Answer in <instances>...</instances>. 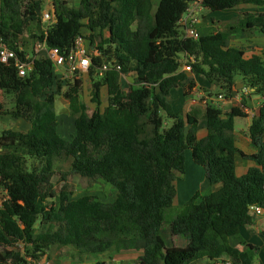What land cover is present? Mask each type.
<instances>
[{
  "label": "trees",
  "instance_id": "16d2710c",
  "mask_svg": "<svg viewBox=\"0 0 264 264\" xmlns=\"http://www.w3.org/2000/svg\"><path fill=\"white\" fill-rule=\"evenodd\" d=\"M194 3L220 12L262 6L264 0H159L156 7L153 0H79L77 7L54 0L53 23L45 35L43 0H0V37L21 62L29 54L21 43L25 34L67 54L86 28L99 52L86 73L96 105L90 115L79 98L81 78L65 81L63 93L57 83L74 119L71 140L58 133L51 61L30 59L24 77L13 64L0 62V116L30 124L27 132L0 133V264H37L52 246L86 257L121 248L140 251L136 264H191L202 258L253 264L252 256L232 247L229 239L251 224L250 206L264 210V102L248 128L257 152L245 155L232 135L234 119L246 117L244 105L226 113L207 105V134L198 139V115L182 113L171 94L192 86L179 62L188 53L198 59L191 73L219 86L227 97L237 77L248 95H263L264 60L246 59L230 41L244 37L248 28L264 36V16L241 14L230 31L199 32L193 41L183 38L180 22ZM104 64L108 70L100 76ZM128 74L134 81L124 90L119 81ZM102 88L107 106L100 111ZM4 96L11 97L10 107ZM186 151L204 169L210 189L196 192L167 219L174 209L175 181L185 172ZM235 156L257 167L236 176ZM67 160L70 170L57 171ZM69 175L84 179L88 189L109 184L114 199L103 202L89 194L73 199ZM260 236L264 239V231Z\"/></svg>",
  "mask_w": 264,
  "mask_h": 264
},
{
  "label": "crops",
  "instance_id": "0c3cea01",
  "mask_svg": "<svg viewBox=\"0 0 264 264\" xmlns=\"http://www.w3.org/2000/svg\"><path fill=\"white\" fill-rule=\"evenodd\" d=\"M189 9L191 11L192 9H194L195 11L197 10L199 12L197 29L199 32L206 34L209 33L216 34L217 32L230 31L233 22L231 24H228L227 22L234 21L239 17V15L244 13L259 14L264 16V4L262 6L239 5L233 9L220 11L217 16H214L209 10L202 8L199 5V3L192 4ZM183 18L184 20L187 18V12L185 13ZM203 21L206 22L209 21L210 24L209 25L208 23L204 24ZM83 23H86V21H84ZM218 23L221 25L218 26ZM224 23L225 26L228 24L229 27L228 31L219 30L221 29V26ZM180 24L183 25L184 21L180 22ZM216 27H218V30L216 29ZM83 32L87 33L89 36V31L86 28L81 29V35H83ZM251 33L253 36L251 35ZM244 35L245 36L242 38L240 37L234 38V36H232V39L230 41L231 45L236 48L243 49L244 57L246 59H249L253 56H257L262 60H264V36L254 28H248L247 30H245ZM90 46L91 45L89 43L90 50L92 49L95 50L94 47H96V44L93 45L94 47L93 46L90 47ZM42 56L43 54L40 55V57ZM64 76L65 73L62 70H57L55 72V82L57 81L58 83L62 84L63 87L65 84ZM125 76H132L134 81L133 74L124 75V77ZM205 82H206L205 84L209 88L210 87L209 83L206 80ZM86 84L87 87L88 86L91 87V82L89 80L87 81ZM244 88H245V84L242 82L240 77L239 78L237 77L235 88L230 98L221 100L222 96L219 95L214 100L218 102L217 108H219L223 113L228 112L232 107H242V105L245 106L244 113L246 114V117L234 119V129L232 135L234 138V144L238 150L243 152L245 155H253L257 152V150L250 143L248 138V128L253 118L249 113L253 112L255 114L254 116L258 114L259 108L261 104L264 102V94L248 95L247 93L244 92ZM53 89H55V84L53 86ZM56 97H55V103H56ZM5 98L6 96L2 98L4 102H5ZM213 104L215 105V102H213ZM249 104H252V106H249ZM105 105L107 106V99ZM100 106H101V100H100ZM100 106L98 107V109L101 111ZM54 107L58 121L59 135L65 140H71V138L74 136L75 133L74 124H73L74 119L71 117V115L69 116L68 114L65 116H63L62 114L59 115L58 112L56 111L57 103L56 105H54ZM204 110L205 109H202L198 114V120H199L198 132H197L198 139L204 138L207 134L206 122L204 120ZM71 120L73 126H70ZM29 129H30V124L22 119H14L9 115L0 116V133L5 130L27 132ZM234 163H235L236 176H242L248 171V169L252 167H257V165L254 162L243 159L240 156H235ZM187 167L190 168L191 175L186 179L184 183L177 184L178 180L175 181V187L179 186V188L178 189L176 188V196L174 198L173 205H175V202L177 201H181L182 203L187 202L196 192L205 193L208 191L207 189L209 185L207 180L205 179L204 169L203 168L201 169L200 167H198V165L193 163L191 155L186 157L185 172L183 176L180 178L183 179V177L185 176V173L187 172L188 169ZM192 184L193 186L190 187ZM262 231H264V210L261 215L258 216L252 215L251 224L242 226L239 229L238 234L229 239L230 244L235 249L248 252L252 256L253 264H264V239L260 236V233ZM53 250H56V252L54 253ZM58 250H60L59 252L60 256L57 255ZM51 254H55V255L51 256ZM140 255H141L140 251L126 250L121 248L119 250L114 249L97 257H86V256H81L79 254H75V252L71 248H61V247L52 246L49 248L46 255H44L42 258L44 259L51 258L50 261L53 262V264H95L97 261H100L103 264H135ZM191 264H221V262L210 263L206 258H202L197 261H194Z\"/></svg>",
  "mask_w": 264,
  "mask_h": 264
},
{
  "label": "rangeland",
  "instance_id": "374dc122",
  "mask_svg": "<svg viewBox=\"0 0 264 264\" xmlns=\"http://www.w3.org/2000/svg\"><path fill=\"white\" fill-rule=\"evenodd\" d=\"M53 1L54 0H43L42 14L43 13L51 14V12H52L51 8H52ZM158 1L159 0H153L155 7H156ZM69 3H70L71 7H77L78 4H79V0H69ZM211 13L214 16H217L219 14V12H211ZM232 22L233 21L227 22V23L231 24ZM203 23L204 24L208 23V25L210 24L209 21H207V22L203 21ZM228 24L225 26V23H224L221 26V29H219V30L228 31V28H229ZM220 25L221 24L218 23V26H220ZM216 29L218 30V27H216ZM252 33H251V35H252ZM83 36L85 37L87 45L89 46L90 42H89V40L87 38L88 34L83 32ZM21 43L23 45V49L24 50H26L29 53H33V41L29 37V35H27V34L23 35ZM97 43L99 44V40H97ZM82 75L79 76V78H81V80H83L82 87H81V89L79 91V98H80V101L83 102L88 107V114L90 115L94 111L96 105L91 103V101H90V98H91V90L90 89H91V87H89V86L87 87V84H86L87 81L89 80V78H88V76L86 74H82ZM186 75H188V79L192 82V86L189 87V85L185 84V87H183L182 89H179V90H175L171 94L173 103L175 104V106L177 108H180V111H182V113H184V114L185 113H195V114L198 115L202 109L206 108L207 105H211V106L217 107L218 102L214 100L215 98H217V96L221 95L222 96L221 100L230 98V97L226 96L225 92L219 86L210 85L209 84L211 89H210V87L208 88L207 85L205 84L206 82H205V78L204 77L196 76V75H194L192 73H188ZM119 82H120L121 87L124 90H128L129 87L131 85H133V78H132V76H125V77L123 76V77H121ZM57 83L58 82H56L55 89L52 88V91L55 94H57V97H56V103H57L56 111L58 112L59 115L62 114L63 116H65V115L68 114L70 116L68 102L58 93V91H59L58 85L59 84H57ZM66 90H67V86H66V84H64V87L62 88L60 93H63ZM100 94H101V97H100L101 106L100 105L99 106H100V108L102 110L106 106L105 105L106 104V99H107L106 89L102 88ZM0 98H1V96H0ZM213 102H215V105L213 104ZM5 103L8 105V107H10L11 106V97H9V96L6 97L5 98ZM56 103H55V105H56ZM249 106H252V104H249ZM70 126H73L72 120H71ZM189 155H190V151H186V153H185V164H186V157H188ZM60 165H62V166H60ZM60 165H59L60 168L58 166L57 171H59V172H68L70 170V160H67V161L63 162ZM198 167H200L202 169L201 166H198ZM187 168H188L187 172L185 173V176L183 177V179L180 178L183 175H180L177 178V180H178L177 184L184 183L186 181V179L191 175L190 168L189 167H187ZM204 175H205V172H204ZM57 178H58V176L54 177V179H53V183L54 184H56V181H57L56 179ZM68 181L74 188L73 196H72L73 199L79 198V197H81L83 195L89 194V195L95 196L96 198H98L99 200H101L103 202H110L115 197V190L109 184L98 182V183L94 184L92 187H90L88 189L86 187L85 180L82 179L81 177L77 176V175H69L68 176ZM192 186H193V184L190 187H192ZM176 188L178 189L179 186L176 187ZM209 189L210 188L208 187L207 190L209 191ZM207 192H205V193H207ZM0 200H1V197H0ZM179 200H180V198H179ZM185 203L186 202L182 203L181 201L175 202V205H173L174 209L172 211H170V214H169L167 219H169L171 217V215L174 214V212L176 210H178L179 208H181ZM53 251H54V253L56 252V250H53ZM59 252H60V250H58V254H57L58 256H60ZM54 255L55 254H51V256H54ZM50 259L51 258H46V259L40 258L38 260V263L41 264L42 262H45L47 264H53V262H51ZM43 260H45V261H43Z\"/></svg>",
  "mask_w": 264,
  "mask_h": 264
},
{
  "label": "built area",
  "instance_id": "2783aa9c",
  "mask_svg": "<svg viewBox=\"0 0 264 264\" xmlns=\"http://www.w3.org/2000/svg\"><path fill=\"white\" fill-rule=\"evenodd\" d=\"M53 9V7H52ZM199 12L194 9L192 11L189 9L187 11V18L184 20L183 26V38L191 39L197 41L200 37V33L197 29ZM53 10L51 14L43 13L41 16L42 30L44 35L46 34L47 28L50 24L53 23ZM37 36H41L38 34ZM21 50V48H20ZM41 54L46 59H49L52 63L54 73L57 70H62L65 73L64 81H72L78 79L80 75L86 74L90 66V60L92 56H98L99 52L95 50H90L85 38L82 35H79L74 40L73 46L69 53L62 54L57 48H47L44 41L40 42L38 39L33 40V53H29L25 57L26 62H21L15 52L8 48V46L2 41L0 37V62L3 64H13L18 69V75L24 77L26 70L28 69L29 64L32 63V60L38 58ZM180 69L181 72L191 73L192 67L198 62V59L194 55L184 53L180 55ZM108 70V66L104 64L99 72V75L102 76L105 71ZM116 70H119V67H116ZM244 92L247 93L248 89L244 88ZM254 117V113H249ZM4 196V193H0V197ZM1 202V200H0ZM249 211L252 215H261L263 210L259 207L250 206ZM45 261V260H43ZM40 264V263H37ZM41 264H47L42 262ZM223 264V263H221ZM225 264H229L226 262Z\"/></svg>",
  "mask_w": 264,
  "mask_h": 264
}]
</instances>
